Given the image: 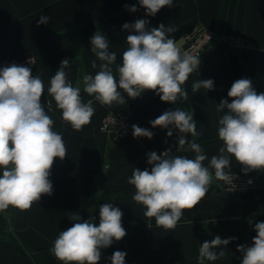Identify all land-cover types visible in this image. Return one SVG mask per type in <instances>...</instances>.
Wrapping results in <instances>:
<instances>
[{
    "label": "crops",
    "instance_id": "1",
    "mask_svg": "<svg viewBox=\"0 0 264 264\" xmlns=\"http://www.w3.org/2000/svg\"><path fill=\"white\" fill-rule=\"evenodd\" d=\"M125 5H135L137 11H129ZM145 11L139 0H0V61L34 57L32 75L40 76L45 85L41 103L68 150L64 160H54L49 177L53 184L51 196L43 195L30 210L10 207L0 213V264H61L49 250L59 232L72 226L69 212H79L82 219L92 216L98 224L103 203L121 209L127 235L100 250L99 264H111L115 251L127 254L125 263L198 264L200 244L215 236L237 239L222 249L225 257L205 264H240L242 254L236 251L237 246H251L255 223L264 222V172L247 174L255 184L245 194L227 193L222 181L213 175L204 200L196 208L184 210L176 228L168 231L157 227L154 218L144 216L146 209L132 199L135 188L127 179L135 168L150 170L149 152L159 155L171 148L176 155L194 158V153L176 151L178 130L173 129L169 137L168 129L152 128L149 123L166 110L181 108L193 114L202 135L192 138L188 134L186 139L199 143L209 160L219 154L223 142L218 139L217 128L223 112L217 111V105L222 99L231 102L227 93L233 82L249 78L258 94L264 92V0H173L171 8L163 7L155 16H147ZM41 15L50 16V21L37 27ZM138 19L147 20L148 28L160 24L172 27L168 35L178 46L194 26L207 28L216 36H242L246 45L235 50L215 41L201 58L200 68L184 85L188 100L176 104L162 102L151 91L139 102L125 95L127 103L106 106L81 87L82 101L93 100L95 114L82 131L73 130L47 94L51 77L65 58L70 61L66 72L74 86L84 74L94 75L101 62L91 53L90 40L97 31L105 35L109 51L116 52L117 63H121L129 34L122 25ZM93 60L96 69L91 66ZM112 67L115 74L116 65ZM207 79L214 81V90L192 92L195 81ZM114 112L125 113L130 119V134L120 141L98 129L102 118ZM133 124L152 131L153 138H134ZM204 164L207 166L208 161ZM241 169L233 158L231 169L226 171L244 174ZM214 219L216 222L211 223Z\"/></svg>",
    "mask_w": 264,
    "mask_h": 264
},
{
    "label": "clouds",
    "instance_id": "2",
    "mask_svg": "<svg viewBox=\"0 0 264 264\" xmlns=\"http://www.w3.org/2000/svg\"><path fill=\"white\" fill-rule=\"evenodd\" d=\"M139 4L147 16H155L163 7L171 8L173 0H139ZM125 7L131 12L137 11L135 5ZM49 21L50 16L41 15L37 27ZM148 23L138 19L122 25L129 34L121 63H117L116 52L109 51L105 35L97 31L90 43L91 53L101 62L99 70L94 75L84 74L75 86L66 72L70 67L69 59L61 61L50 79L47 94L61 110L62 120L73 130L82 131L95 114L93 100L82 101L81 87L84 93L106 106L123 105L127 103L125 95L135 100L145 91H153L166 103L188 100L184 85L200 68V57L181 50L176 40L168 35L172 27L160 24L148 28ZM28 64L34 61L28 60ZM91 66L97 68L96 60ZM191 89L193 93L201 89L214 90V81L197 80ZM44 92V81L32 75L31 67L11 63L0 68V213L10 207L27 211L43 195L51 196L53 184L49 177L54 160H64L68 156L62 134L53 130L54 121L41 103ZM227 96L231 102L222 99L217 105V111L223 112L217 128L218 139L223 143L219 154L210 160L199 143L186 139L188 134L192 138L202 135V131H197L193 114L176 108L164 111L149 122L152 128L168 129L169 137L173 129L178 130L176 151L194 153V158H189L174 154L171 148L159 155L149 152L150 170L135 168L127 179L135 188L132 199L146 209L144 216L154 218L157 227L174 230L184 210L194 209L204 200L213 183V175L216 180L232 185L234 190L236 177L226 171L231 169L233 158L242 165L245 175L264 172V92L258 94L251 79L241 78L233 82ZM132 132L134 138L151 140L154 136L149 129L135 124ZM122 217L121 209L112 203L99 206L98 224L92 216L82 219L79 212H69L72 226L59 232L49 251L61 264H99L100 250L127 235ZM215 222V219L211 221ZM254 230L256 236L251 246H237L236 251L242 254L240 264H264V222L255 223ZM235 239L215 236L210 242L204 241L198 249V264L225 257L222 249ZM126 255L115 251L110 258L111 264H125Z\"/></svg>",
    "mask_w": 264,
    "mask_h": 264
},
{
    "label": "built area",
    "instance_id": "3",
    "mask_svg": "<svg viewBox=\"0 0 264 264\" xmlns=\"http://www.w3.org/2000/svg\"><path fill=\"white\" fill-rule=\"evenodd\" d=\"M210 37V39H209ZM221 42L222 44L227 45L230 48L235 50L242 49L245 47L246 42L242 36H216L213 31L201 27L194 26L190 28L182 37V43L179 45L182 51H187L192 55L203 57L207 49L215 42ZM28 60L34 61V64H28ZM34 57L30 55H25L22 57H14L0 61V68L7 66L11 63H16L18 65H26L33 68L35 65ZM149 91L143 92L137 99H141ZM98 129L100 132L108 136L114 141H120L125 139L130 134V119L129 116L122 112H114L106 114L99 126ZM233 184L235 188L233 190L232 185L226 184L222 181V188L224 191L230 194H243L250 190L254 186V179L251 176L241 174V173H232ZM249 181H252L250 184ZM233 190V191H232ZM125 264H139L137 262H128Z\"/></svg>",
    "mask_w": 264,
    "mask_h": 264
},
{
    "label": "trees",
    "instance_id": "4",
    "mask_svg": "<svg viewBox=\"0 0 264 264\" xmlns=\"http://www.w3.org/2000/svg\"><path fill=\"white\" fill-rule=\"evenodd\" d=\"M149 92H151V91H149ZM145 97H146V95L144 96V99H145ZM136 99H137V98H136ZM136 101H138V102H139L140 100H139V99H137ZM136 103H137V102H136ZM254 184H255V180H254ZM248 191H249V190H248ZM248 191H247V192H248ZM245 193H246V192H245ZM245 193H243V194H245Z\"/></svg>",
    "mask_w": 264,
    "mask_h": 264
}]
</instances>
